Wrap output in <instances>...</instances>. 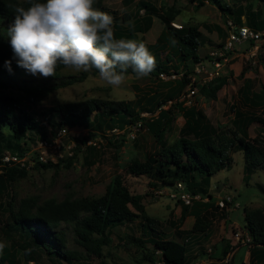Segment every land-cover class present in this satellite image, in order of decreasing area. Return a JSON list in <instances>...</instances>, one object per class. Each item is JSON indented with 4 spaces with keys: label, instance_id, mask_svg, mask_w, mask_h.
<instances>
[{
    "label": "trees",
    "instance_id": "trees-1",
    "mask_svg": "<svg viewBox=\"0 0 264 264\" xmlns=\"http://www.w3.org/2000/svg\"><path fill=\"white\" fill-rule=\"evenodd\" d=\"M217 4L223 11L222 14L232 15L233 20L242 22L245 15L247 24L261 29L264 27V18L260 19L258 11L250 4H237L234 8L230 5L219 3V0H210ZM45 2V0H38ZM197 6L203 5V0L196 1ZM29 6V0H0V156L5 150L19 151L21 154L28 149V142L36 144L37 138L47 131L43 129L40 121L34 113L27 110L29 103L42 100L53 89L65 87L73 81L84 79L87 74L83 72L79 76L66 77L56 81H43L34 84H26L22 81L16 84L17 92L8 90L5 80L22 71L12 60L11 73L4 66V61L12 59L13 53L7 37V28L14 20V7ZM99 7V0L93 5ZM135 17L129 21V26L122 23H113L115 38L132 39L140 31H146L152 24V16L156 15L164 23L161 35L153 44H146L148 50L155 57V69L150 75H158L160 72L171 74L172 58L170 52H177L179 61L182 60L183 72L179 86H186L190 81V73L199 63H204L205 58L212 60V55H199V46L202 43L201 33L196 26L188 25L179 28L172 25L178 11L172 7L167 11H160L155 4L147 0L136 1ZM143 9V17L139 19V11ZM129 18V14L123 20ZM223 34L222 30L219 29ZM218 43V47L222 46ZM168 48V53L162 55L163 50ZM264 60V59H263ZM65 66L58 65L57 70ZM244 69L241 70L243 73ZM119 70V69H118ZM97 73L94 69L91 71ZM132 72L131 69L128 73ZM227 82V76H214L208 82L197 84L199 92L205 97H216V92ZM254 82L246 80L240 88V93L246 103L261 105L264 102V84L258 90L254 89ZM15 89V90H16ZM166 100L139 102L138 107L131 101H109L108 99L91 98L85 101L72 100L57 106H49L43 109V115L52 129L67 125H78L86 128H102L103 117L109 128L123 129L126 125H144L154 131V137L160 147L144 161L132 159L127 167L134 175H146L151 187L171 186L178 181H183L185 188L190 194H199L202 198L209 199L193 200L184 207L180 219L191 215L194 218L190 230L180 229L177 234L187 231L189 234H206L208 222L204 220L205 212L210 206L212 193L209 192L211 175L221 169L229 168L231 163L230 153L242 150L244 156L243 179L248 180L252 170L262 167L264 164V145L260 146L247 139L248 127L257 120L255 116L244 114L234 110V119L229 128H218L212 124L194 106L184 109L185 123L181 127V134L172 143H166L163 132L170 120V106L163 109ZM143 112H151V117H143ZM61 119L56 122L55 114ZM53 114V115H52ZM102 116L99 118V116ZM44 116V117H46ZM90 130V129H89ZM77 142L86 143L84 137L71 136ZM87 148H91L90 145ZM65 161V159H60ZM68 164V161H65ZM50 159L43 162H35L33 166H54ZM26 174L25 167L4 166L0 172V209L7 213L6 231L16 230L23 241H12L5 245L0 253V264L16 263V247L22 248L26 261H36L45 254L52 263L66 261L67 264H86L82 255L77 251L64 247V232L58 229L61 223L72 225L74 239L85 253L95 257L103 255V245L111 243L112 230L134 218L139 217L146 237H136L133 234L127 238L133 245L140 249H147L146 244L151 245V250L143 253L142 259L148 264H154L157 258L156 251L160 252V264H188L187 241L173 238H164L155 230L154 219L144 213L142 195L131 193L124 184L121 175H115L106 185L98 197H74L63 200L47 197L40 200L37 196L22 197L14 204V197L9 192V187L19 176ZM199 176V179H197ZM131 206L136 210L134 211ZM243 221L245 229L251 237V255L257 252L264 253V208L244 209ZM227 254V248L222 255ZM138 264H143L142 260ZM264 264V260L260 263Z\"/></svg>",
    "mask_w": 264,
    "mask_h": 264
},
{
    "label": "rangeland",
    "instance_id": "rangeland-1",
    "mask_svg": "<svg viewBox=\"0 0 264 264\" xmlns=\"http://www.w3.org/2000/svg\"><path fill=\"white\" fill-rule=\"evenodd\" d=\"M136 1L138 0H99L100 6L96 8L110 14L113 17V23L129 26V21L135 17ZM147 1L155 4L163 12L171 7L177 10L178 13L172 22L176 25L175 27L196 26L201 33L202 43L198 50L201 57L211 54L210 52L218 46V43L226 40V21L234 19L232 15L224 16L219 6L210 0H203L204 4L200 6H197V0ZM219 3L230 5L233 8L237 4H251L253 9L258 11L260 19L264 18V0H219ZM143 13V9L139 11V19H142ZM126 14H129V18L123 20ZM243 18H245L244 15H242ZM163 26L164 23L160 18L153 15L151 26L144 32L139 31L137 36L130 40L153 44L164 30ZM259 45L258 56L260 58L256 63H246L242 58L235 56L234 59L219 67L220 76H227V82L216 92L215 98L203 96L197 87L196 94L190 98V104L183 103L184 99L181 98L187 87V85L179 86L182 79L183 62L179 61L180 57L177 52H170L168 56L172 58L171 74L149 75L137 79L134 73L129 72L126 74L124 85L120 88H112L99 79L98 73L85 72L87 76L84 79L73 81L56 90L53 89L42 100L29 103L27 110L33 112L43 129L48 131L52 127L42 111L49 106L54 107L72 100L85 101L91 98H101L109 101H131L137 108L139 102L163 99L166 100L163 109L170 106L171 114L162 136L166 143H172L181 134V127L185 123L183 110L187 107L194 106L219 129L231 127L234 119L233 111L236 109L257 118L248 127L246 138L262 146L264 145V102L261 105L246 103L240 93V88L247 79L254 82L255 90L264 84V40ZM168 48L161 54H167ZM204 63H206L205 68L212 66V61L208 58H205ZM244 67L246 70L244 69V72L241 73ZM82 73L83 71L77 72L74 69L63 67L57 71L55 77L44 78L39 75L34 76L22 69L14 76H9L5 83L11 87L8 90L16 93V84H20L22 81L26 84L50 82L65 79L71 75L79 76ZM207 73L202 70L197 73V79H203ZM53 116L56 122L61 119L58 113ZM101 117L100 115L99 118ZM102 120V128H86L80 124L75 125L79 132L77 138L84 137L86 142L84 144L70 139L71 136L68 135L62 137L64 145L61 148L62 156L51 160L56 163L54 166L32 165L26 169L24 176L17 177L9 187V192L14 197V204L16 205L22 197L30 196H37L40 200L51 196L56 200L98 197L115 175H121L124 184L128 186L131 193L142 195L141 202L144 213L155 221L153 233H160V236L164 238L187 241L188 264H251L249 259L246 263L241 260L245 250L242 245L249 251L251 250L250 245L244 244L242 241L233 240V243L230 241H232L231 237L234 238L236 231L240 232L243 239L246 238L247 230L243 221L244 209L264 208V164L262 167L253 169L250 178L245 180L243 179L244 156L242 150L230 153L229 168L221 169L211 175L208 187L209 192L212 193V198L209 201L211 204L204 214V220L208 222L206 231L208 234L204 238L203 234L197 233L196 237H200L197 241L187 231H182L180 234L176 232L180 229L190 230L194 223V217L187 214L185 218L180 219L181 213L188 203H185L176 193L174 186L151 187L150 180L146 175H134L128 170L127 164L132 159L144 161L160 147L154 137V131L152 132L145 125L143 127L139 125L128 127L126 125L123 129L109 128L105 122L108 120L107 117H103ZM71 141L73 142L68 148ZM88 145L91 148H87ZM62 158L65 161L69 160L68 164L65 161H60ZM225 196L232 197V202L220 207L217 203ZM131 208L136 211L133 206ZM6 218L7 213L0 209V243L8 245L18 238L19 242L23 241L16 230L6 231L8 228ZM57 228L64 232V247L77 251L82 255L86 264H138L141 260L143 264H148L142 257L143 253L152 249L151 245L146 244L147 249L143 250L133 245V242L127 238L129 234L146 237L139 217L115 227L111 232V243L102 246L104 253L98 257L88 256L84 249L78 246V242L74 239L72 225L61 223ZM225 247L230 252L226 261L223 260L226 255H222ZM156 254L158 259L154 264H160V252L156 251ZM15 257V264H67L66 261L52 263L45 254L36 261H26L20 246L16 247Z\"/></svg>",
    "mask_w": 264,
    "mask_h": 264
},
{
    "label": "clouds",
    "instance_id": "clouds-1",
    "mask_svg": "<svg viewBox=\"0 0 264 264\" xmlns=\"http://www.w3.org/2000/svg\"><path fill=\"white\" fill-rule=\"evenodd\" d=\"M94 3L95 0H29L27 8L15 6L14 20L7 28L13 56L4 61V66L11 73L15 60L17 66L44 78L55 77L58 65L77 72L94 69L99 79L112 88L126 83L129 69L137 79L149 76L156 62L146 44L117 40L113 17L95 8ZM4 247L0 243V253Z\"/></svg>",
    "mask_w": 264,
    "mask_h": 264
},
{
    "label": "built area",
    "instance_id": "built-area-1",
    "mask_svg": "<svg viewBox=\"0 0 264 264\" xmlns=\"http://www.w3.org/2000/svg\"><path fill=\"white\" fill-rule=\"evenodd\" d=\"M172 25L176 26L174 23H172ZM225 30L227 36L223 45L220 47L217 46L210 52V55H212L213 58L210 60L212 61V66L210 68H205L206 63H199L195 66L194 72L190 73V81H188L186 92L183 93L181 98L184 99L183 103L190 104V98L197 92V85L195 83L202 84L208 82V80L212 79L214 76H220L218 71L219 67L234 59L235 56L242 58L243 61L250 64L259 61V43L264 40V27L258 29L246 24V22H236L232 19H228L225 24ZM202 70L208 72L207 75L203 79H197V73ZM159 74L164 76L163 72H160ZM142 116L150 117L151 114L143 112ZM137 125L140 126V122ZM78 134L79 132L76 130L75 126L62 125L54 130H48L43 136H39L36 144H29L28 149L26 151L24 150L22 154L17 150H5L0 156V172L3 171L4 166L17 165L29 169L30 166L34 165L37 161L43 162L48 159L52 160L53 158H57V156L61 157V148L64 147L61 138L66 135L77 136ZM71 138L72 137H70V139ZM72 142L73 141L68 144V148H70ZM174 188L177 191L176 193H178L184 202L188 204H191L193 200L207 201L209 199V197L202 198L199 194H190L181 180L175 183ZM231 202L232 197L225 196L220 199L217 204L220 207H224ZM234 240L242 241V243L252 246L250 244L251 237L248 232L246 238L243 239L240 232L236 231L234 234Z\"/></svg>",
    "mask_w": 264,
    "mask_h": 264
},
{
    "label": "crops",
    "instance_id": "crops-1",
    "mask_svg": "<svg viewBox=\"0 0 264 264\" xmlns=\"http://www.w3.org/2000/svg\"><path fill=\"white\" fill-rule=\"evenodd\" d=\"M244 17H245V15H244ZM242 22H246V21H245V18L242 19ZM246 24H247V23H246ZM248 25H249V24H248ZM190 216H191V215H190ZM207 234H208V232H207L206 234H203L204 238L207 236ZM191 237H195V238L197 239V241L199 240L198 238H200L199 236L196 237V234H192ZM231 238H232V241H230V242L233 243L234 238H233V237H231ZM177 240H179V239H177ZM180 240H181V239H180ZM240 247H241V246H240ZM242 248L245 249V250H244V256H243V258L241 259L243 263H246V262L248 261V259H249V262H250L251 264H260V263L264 260V253H263V252H257V251H255V252L251 255V253H250L251 250L249 251L248 249H246L244 245H242ZM234 252H235V250H234ZM234 252H233V255H234ZM236 252H237V251H236ZM229 253H230V252L227 251L226 258L223 259L224 261H226V260L228 259V257L230 256ZM235 255H236V254H235ZM231 256H232V255H231Z\"/></svg>",
    "mask_w": 264,
    "mask_h": 264
},
{
    "label": "water",
    "instance_id": "water-1",
    "mask_svg": "<svg viewBox=\"0 0 264 264\" xmlns=\"http://www.w3.org/2000/svg\"><path fill=\"white\" fill-rule=\"evenodd\" d=\"M220 187V186H219Z\"/></svg>",
    "mask_w": 264,
    "mask_h": 264
}]
</instances>
